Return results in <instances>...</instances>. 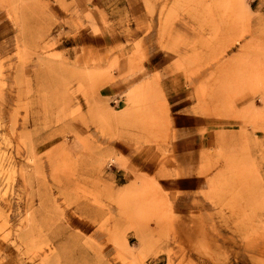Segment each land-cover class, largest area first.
<instances>
[{
	"label": "rangeland",
	"instance_id": "rangeland-1",
	"mask_svg": "<svg viewBox=\"0 0 264 264\" xmlns=\"http://www.w3.org/2000/svg\"><path fill=\"white\" fill-rule=\"evenodd\" d=\"M0 264H264V0H0Z\"/></svg>",
	"mask_w": 264,
	"mask_h": 264
}]
</instances>
